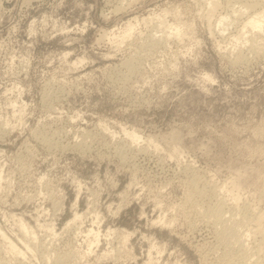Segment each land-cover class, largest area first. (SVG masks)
<instances>
[{"label": "rangeland", "instance_id": "1", "mask_svg": "<svg viewBox=\"0 0 264 264\" xmlns=\"http://www.w3.org/2000/svg\"><path fill=\"white\" fill-rule=\"evenodd\" d=\"M208 1L0 0V264H264V0Z\"/></svg>", "mask_w": 264, "mask_h": 264}, {"label": "bare ground", "instance_id": "2", "mask_svg": "<svg viewBox=\"0 0 264 264\" xmlns=\"http://www.w3.org/2000/svg\"><path fill=\"white\" fill-rule=\"evenodd\" d=\"M214 2V1H213ZM213 2H212V0H209L208 1V3L209 4H211V5H213ZM213 7V6H212ZM211 10V9H210ZM232 13H234V12H232ZM226 14V13H225ZM259 14H264V12L262 13H258V15L257 16H251V17H248V19H247V21L244 23V28L245 27H250L251 29H258V30H261L263 33H264V25H263V19L261 18V17H264V15H259ZM227 19H229V16H227V15H224V16H221L220 17V15H219V18H217V25H219V27H220V25H222L221 27H223V25H225L226 24V22H227ZM231 20V19H230ZM223 29V28H222ZM177 30V29H176ZM175 30V31H176ZM242 30V29H241ZM132 31V24H131V22L130 21H128L126 24H125V26H124V29H123V31H122V38L123 37H125V36H127V35H129V33ZM243 31V30H242ZM111 34H113V33H111ZM255 42V41H254ZM250 45H252V44H250ZM257 46V45H256ZM256 46H254V47H256ZM114 47H116V46H114ZM190 166V165H189ZM74 218H77V214H76V212L74 213ZM73 218V219H74ZM21 225V224H20ZM20 227V226H19ZM23 229H24V232H25V234H27L29 231H27V229L25 228V227H23ZM21 231V230H20ZM24 232H21V233H24ZM24 235V234H23ZM89 235H92V237H93V239H92V241H89L90 242V244H97L98 243V241H99V230H93V229H89L88 231H87V237L89 236ZM86 237V236H85ZM89 238V237H88ZM12 251H14V254L15 253H18L19 251L17 250V249H15V248H13L12 247Z\"/></svg>", "mask_w": 264, "mask_h": 264}]
</instances>
